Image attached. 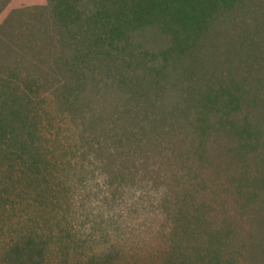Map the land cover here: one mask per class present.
Listing matches in <instances>:
<instances>
[{
  "label": "rangeland",
  "instance_id": "obj_1",
  "mask_svg": "<svg viewBox=\"0 0 264 264\" xmlns=\"http://www.w3.org/2000/svg\"><path fill=\"white\" fill-rule=\"evenodd\" d=\"M58 1L0 0V119L12 101L47 107L43 149L30 150L40 169L0 150V264H264V39L261 52L242 41L249 24L264 27V8L223 18L200 38L202 60L177 59L151 99L103 74L75 102ZM143 35L147 49L170 43ZM230 69L256 96L245 129L210 115Z\"/></svg>",
  "mask_w": 264,
  "mask_h": 264
},
{
  "label": "trees",
  "instance_id": "obj_2",
  "mask_svg": "<svg viewBox=\"0 0 264 264\" xmlns=\"http://www.w3.org/2000/svg\"><path fill=\"white\" fill-rule=\"evenodd\" d=\"M84 1L62 0L58 1L54 8L57 18L64 26L63 32L67 37L66 48L71 54L69 60L66 58L62 62L61 68H69L71 73L69 86L75 93V102L81 96L85 98L83 95L86 93V85L89 81L87 77L90 76L91 80L99 78L95 81L99 86L100 77L103 74L108 76L119 74L124 82L130 81L132 95L151 99V90L148 89L161 83L162 75L166 74L168 68L173 66L177 59H180L178 63L185 60L182 58L184 56H192L193 61L190 62L194 63L202 60L200 57L197 58V55L205 49L199 48L198 42L202 36L209 38L219 22L226 21L223 18H235L246 6H248L246 10H249L251 14L258 13L255 10L256 6L260 5L264 8V0ZM88 3L94 6L91 8ZM152 29L167 34L170 43H167L165 47L157 46V50L147 49L146 45L139 40L144 37L143 34ZM247 29V32L243 34V43H246V46L251 47L253 51L261 52L264 27L259 24L256 27L249 24ZM189 53L191 56L188 55ZM260 60L264 64V59L260 58ZM258 64L261 66L260 63ZM254 65L247 62L245 68L247 71H249L247 67L255 70ZM130 69L133 70L129 72ZM230 70L232 72L227 74L230 83L227 89L222 91L220 100H218V93L211 98L214 104L210 115H213L212 119L217 118L218 120L214 122L226 130L228 126L230 130L239 125H234L235 121L231 122L230 118H237L240 129H245L250 127V124H248V117L243 116L242 112L255 105L256 96L252 92V87L246 84L249 74L247 76L244 73L239 76L238 73H234L235 77H233L234 69ZM85 101L87 105L88 100ZM184 102L187 103L188 99ZM68 103L75 107L71 100ZM77 109L74 108V110ZM46 111L47 107L40 111L38 108H33L29 97L28 100L24 99L21 102H11L7 113L0 119V150H7L6 157L14 156L16 160L21 161L22 165L39 166V160H36L30 150L43 149L35 137L40 124L39 120L43 115H47ZM207 119L210 120L208 116ZM164 121L166 120H161V122ZM168 123L167 130L162 127L167 135L173 137L178 126L174 122ZM155 130L156 128H152L150 133ZM261 134L264 135V128L255 129V135ZM190 147L189 150H194V147ZM74 150L81 149L75 145ZM120 155L121 153H117L116 156L120 157ZM28 156L30 164L25 159ZM74 177L75 174H71V178Z\"/></svg>",
  "mask_w": 264,
  "mask_h": 264
}]
</instances>
